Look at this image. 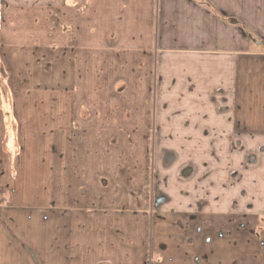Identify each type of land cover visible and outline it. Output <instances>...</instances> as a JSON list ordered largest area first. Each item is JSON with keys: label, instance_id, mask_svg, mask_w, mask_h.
<instances>
[{"label": "crops", "instance_id": "1", "mask_svg": "<svg viewBox=\"0 0 264 264\" xmlns=\"http://www.w3.org/2000/svg\"><path fill=\"white\" fill-rule=\"evenodd\" d=\"M0 264H264V0H0Z\"/></svg>", "mask_w": 264, "mask_h": 264}, {"label": "rangeland", "instance_id": "2", "mask_svg": "<svg viewBox=\"0 0 264 264\" xmlns=\"http://www.w3.org/2000/svg\"><path fill=\"white\" fill-rule=\"evenodd\" d=\"M153 145L154 143H148V153H151V150H153ZM149 166H148V174L146 175V178H147V198L150 197V195H154V174L151 173V171L149 172ZM97 186L94 184V187ZM97 188V187H96ZM95 192L97 191V189H94ZM132 199H136L137 200V197H135L134 195H132ZM135 200V201H136ZM148 209H149V206H148ZM141 254L143 253V250L140 251Z\"/></svg>", "mask_w": 264, "mask_h": 264}]
</instances>
